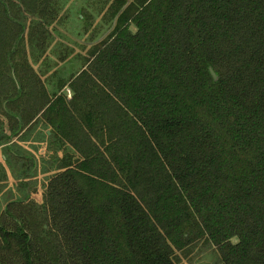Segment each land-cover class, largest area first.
<instances>
[{
	"label": "trees",
	"instance_id": "obj_1",
	"mask_svg": "<svg viewBox=\"0 0 264 264\" xmlns=\"http://www.w3.org/2000/svg\"><path fill=\"white\" fill-rule=\"evenodd\" d=\"M59 1L0 0V264H264V0H91L70 98L28 56ZM38 124L40 199L15 146Z\"/></svg>",
	"mask_w": 264,
	"mask_h": 264
},
{
	"label": "rangeland",
	"instance_id": "obj_2",
	"mask_svg": "<svg viewBox=\"0 0 264 264\" xmlns=\"http://www.w3.org/2000/svg\"><path fill=\"white\" fill-rule=\"evenodd\" d=\"M94 2V5H92L91 0H60L58 15L51 20L48 26L49 32L45 47H30L28 55L31 58L30 63L47 83L50 92L58 89V91L60 90L63 94H66L67 98L72 96L68 84L69 79L73 74H77L84 68L85 58L89 54L91 46L106 34L109 25L104 24L102 20L104 10L100 12V3L98 1ZM83 15L84 17L81 18ZM90 16H93L91 25L86 21V19H90ZM131 30L135 31L134 27H131ZM41 130L44 131L43 135L45 133L47 135L45 139L40 137L39 131ZM50 133L51 130H45L38 124V127L35 126L32 129V133L22 140L17 139L15 143L16 148L23 149L21 151L23 155L29 158L33 157L31 164H35L37 170L29 180L32 185L35 183L37 185V192L33 193L37 199H40L44 183L50 174L55 172L50 171L49 157L58 148L54 145L47 146ZM70 152H73V149L64 146L61 151L58 150L56 157L63 158ZM0 158H3L1 150ZM14 165L15 167L19 166L20 162ZM15 167H13V173L9 168L6 169V176L0 184L3 187L0 188V209L3 207L4 202L11 199L20 179L16 174ZM32 168L29 170H32ZM209 257L207 254L194 264H208Z\"/></svg>",
	"mask_w": 264,
	"mask_h": 264
},
{
	"label": "water",
	"instance_id": "obj_3",
	"mask_svg": "<svg viewBox=\"0 0 264 264\" xmlns=\"http://www.w3.org/2000/svg\"><path fill=\"white\" fill-rule=\"evenodd\" d=\"M209 71L212 74L213 78L216 80L217 79V75H216L215 71H213L212 68H209Z\"/></svg>",
	"mask_w": 264,
	"mask_h": 264
}]
</instances>
